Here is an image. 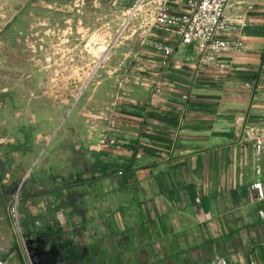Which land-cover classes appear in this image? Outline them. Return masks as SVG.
Instances as JSON below:
<instances>
[{"label":"crops","instance_id":"obj_1","mask_svg":"<svg viewBox=\"0 0 264 264\" xmlns=\"http://www.w3.org/2000/svg\"><path fill=\"white\" fill-rule=\"evenodd\" d=\"M186 1L146 0L173 16ZM225 18L218 38L229 47L214 61H201L176 30L147 35L100 135L110 141L83 201L94 233L63 241L65 264H264V199L252 189L259 179L264 191V155L257 162L253 148L264 130V0H231ZM67 220L72 230L76 219ZM14 241L0 213V254Z\"/></svg>","mask_w":264,"mask_h":264},{"label":"rangeland","instance_id":"obj_2","mask_svg":"<svg viewBox=\"0 0 264 264\" xmlns=\"http://www.w3.org/2000/svg\"><path fill=\"white\" fill-rule=\"evenodd\" d=\"M155 15L146 0H0V213L15 237L4 264H35L26 246L39 239L94 233L83 201L100 135Z\"/></svg>","mask_w":264,"mask_h":264},{"label":"built area","instance_id":"obj_3","mask_svg":"<svg viewBox=\"0 0 264 264\" xmlns=\"http://www.w3.org/2000/svg\"><path fill=\"white\" fill-rule=\"evenodd\" d=\"M231 0H187L184 12L173 16L165 9H158L154 23L161 28L176 30L180 36V43L193 46L200 54L201 61H214L229 47V43L218 36L229 31L225 18L226 9ZM262 1V0H254ZM252 8V7H250ZM166 57H171L175 49L171 46L159 47ZM264 72V66L262 68ZM253 148L256 161L264 155V130L257 131L253 137ZM257 176L261 175V167L255 168ZM252 189L257 193V199H264L262 182L258 179ZM215 264H228L224 258Z\"/></svg>","mask_w":264,"mask_h":264},{"label":"water","instance_id":"obj_4","mask_svg":"<svg viewBox=\"0 0 264 264\" xmlns=\"http://www.w3.org/2000/svg\"><path fill=\"white\" fill-rule=\"evenodd\" d=\"M47 242V244L45 245V243ZM47 245H49L47 247ZM28 253L31 257V259L34 261L35 264H38L35 260V257H43L44 261L47 264H58V258H59V263L60 260L63 259L62 256L60 257L59 254L58 256L56 255V257L53 258L52 260V255L54 253H57L59 246L56 242L54 241H46V240H41L39 239V241L37 242V245H35L34 247H30V246H26Z\"/></svg>","mask_w":264,"mask_h":264},{"label":"bare ground","instance_id":"obj_5","mask_svg":"<svg viewBox=\"0 0 264 264\" xmlns=\"http://www.w3.org/2000/svg\"><path fill=\"white\" fill-rule=\"evenodd\" d=\"M0 264H4V263L0 260Z\"/></svg>","mask_w":264,"mask_h":264}]
</instances>
